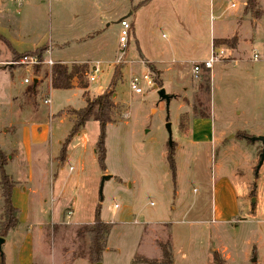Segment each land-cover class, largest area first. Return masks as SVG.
Masks as SVG:
<instances>
[{
    "label": "rangeland",
    "instance_id": "1",
    "mask_svg": "<svg viewBox=\"0 0 264 264\" xmlns=\"http://www.w3.org/2000/svg\"><path fill=\"white\" fill-rule=\"evenodd\" d=\"M142 1L0 0V148L5 157L18 156L4 167L17 184L13 203L18 222L0 235L4 239L0 264H95L86 256L73 259L72 254L87 243L75 239L76 228L93 223L96 212L102 222L111 224L100 264L159 261L158 242L169 243L172 264H214L213 252L226 264H264V161L255 175L262 144L249 141L251 136H264V63H255L253 74H244L225 62L227 78L216 73L218 64L212 82L209 71L194 78L191 60L207 56L217 22L210 17L212 0H150L139 5ZM232 1L240 2L223 3ZM129 12L135 33L130 29L129 47L117 62L119 21ZM4 37L12 44L21 42L24 48L17 47L19 51L51 42L54 48L51 44L43 48L53 49V60H90L63 64L69 67L85 64L88 70L91 61H101L96 79L87 81L90 95L100 86L106 88L115 68L121 71L111 122L105 127L104 169L94 152L99 124L93 119L69 139L68 157L62 162L56 159L59 142H64L72 126L58 113L83 107L82 89H51L47 75L30 97V91H24L31 83H23V78L37 74L45 64L34 68L15 63L37 48L15 51L13 57ZM136 45L151 63L140 61ZM152 62L166 70L163 85H154L172 96L168 105L164 101L160 105L154 85L143 86L139 94L129 87L131 75L150 73L148 65L156 71L150 73L152 80L160 78ZM46 91L50 104L43 102ZM199 111L211 117L212 126L227 118L244 130L235 132L237 128L231 127L219 138L220 146L239 138L233 154L223 155L221 161L226 171L237 164L245 176H239L235 213L230 215L229 207L225 218L215 216V221L210 197L204 204L199 200L214 177L220 152L215 156L206 147L198 152L189 142L197 132L188 125ZM236 112L239 116H234ZM35 123H39L36 133L46 137V151L34 146L30 155L23 154L21 136L34 144ZM171 152L174 175L167 160ZM104 175L110 178L103 180ZM225 200L230 206V197ZM191 202L200 211L194 208L184 214Z\"/></svg>",
    "mask_w": 264,
    "mask_h": 264
},
{
    "label": "crops",
    "instance_id": "2",
    "mask_svg": "<svg viewBox=\"0 0 264 264\" xmlns=\"http://www.w3.org/2000/svg\"><path fill=\"white\" fill-rule=\"evenodd\" d=\"M244 6H245V0H240V2L238 4L234 3V1H232L228 5H224L223 0H212L210 17L213 20H217V22L215 23L213 33L210 36L208 54L205 58H207L209 55L210 46L212 43L215 45H220V44H227L228 45L229 44L230 48L232 49L233 56L240 58L239 65H237V69L244 72V74H248V73L253 74L255 63L250 62L249 56H245V55L250 53L251 49H254V48L264 51V0H257V8L260 11V14L258 17H254L250 13H245ZM5 8L3 9V11L5 10ZM230 8H233V9L235 8V10L232 13H227L228 9H230ZM131 15H132V12H129L127 15H125L122 18H125L130 22V29L132 30V33L134 35L135 26H134V20L130 19ZM238 31H239L240 35L237 33ZM92 36L93 35H91V37ZM93 39H95V38H93ZM5 40L9 44L10 48H12L14 51H16L18 53H21L24 51H31V50H34V49L40 47V46H44L46 44H51L53 46V48L55 47L51 42L50 43L49 42H43V43H40L38 45L35 44V45H33V47L31 45L29 47H26V49H22V51H19V50H17V47L20 49L24 48V45H22L21 42L19 43V41H17V43L12 44L6 38H5ZM215 41H218V42H215ZM4 43L6 44V42H4ZM64 46L65 45H63V46L58 45L59 48H62ZM128 47H129V40H128ZM135 47H136L135 52H136L137 56L140 58V61L142 63H144V61L147 63H151V61L146 58V56L143 53V51L141 50V48L138 45H136ZM52 51H53V49L52 50L50 49V54ZM9 52L11 53L10 49H9ZM171 60H173V58ZM200 60H203V59H200ZM54 61L57 63L66 64V63H78V62L83 63V62H87L90 60L67 61V60H64L62 58H56ZM96 61H98V60H96ZM99 62L101 64V61H99ZM256 63H264V62H256ZM152 64H154L156 66L155 63L152 62ZM225 67H227V64H224V63L218 64L216 66V70H217L216 73L219 76H222L223 78H227L229 76V74L227 73L228 71L224 69ZM156 68L160 71V78L159 79L163 85L162 76L166 70H161L159 68V66H156ZM213 69L210 72L211 73L210 74L211 82L215 78V72ZM47 75L49 78L48 84L51 87V71H49V67L47 65H42L40 67V71L37 74L32 73L31 77L25 76L24 78H30L31 79V81L29 82V83H31V85H29L28 88L24 92L30 91L29 95H30V97H33L36 94L37 87H39L40 84H42L44 78ZM180 79H182V78H180ZM72 87H79L80 89H82V96L84 98V102H85L86 98H92L98 94H101L105 90L104 87L100 86L94 95H90L89 91H88V83H87L85 88L80 87L77 83L76 78H73L71 81V87L70 88H72ZM51 89H54V88L51 87ZM115 96H116V94H115ZM115 96H114V102H115ZM48 97L50 98V103H51V97H50V93L48 91H46L45 95L43 96V102H44V99L48 98ZM44 104H46V103H44ZM160 105H161V101H160ZM163 107L164 106H162L161 109H163ZM68 108H72V107H68ZM72 109H74V108H72ZM63 110H64V108L62 110H60V112L58 114L67 117L72 122V116L69 115L68 113H65ZM231 115H234V114H231ZM234 116H239V113L236 112ZM48 117H49V115H48ZM210 118H209V115L207 117H200V116L199 117H193L191 120V124L188 125V128L190 126V127H192L191 131L197 132L194 134L195 137H193L191 140H189V142L191 143V145L193 147L196 148V150L198 152L201 151L202 149H205V147L207 149L211 150L212 153L214 152L215 156H217V154L220 152V159H218V160L216 159L214 162V169H215L214 177L211 178L209 188L205 189L204 198L199 200V201L203 202V204H204V201L207 200L208 197H210L211 203H212V214L214 216L213 219L215 221L216 220L215 216L225 218V213L229 209V207H230V215H233V211L235 213L236 207H237V197H238L237 186H239L240 179H241V177H239V176H245L243 174L241 175V173H240L241 170L237 164L232 163L230 169H228V171H226L225 167L221 161V158L223 155L229 156V154H233L232 150L235 147V144L239 140V138L234 136V138L229 140L228 143L221 145V146L219 144V142H220L219 138H220V135L224 131L231 129V127L237 128V129H235L236 130L235 132H237V131L238 132L239 131L244 132V130H242L240 127H237L236 125H234L233 120L227 119V118L221 119L222 122L213 124V126H212ZM38 124L39 123H35L31 126V127H33V130H34L33 138L37 139V141L34 142L35 145L32 144V142L28 141L25 138V136L24 137L21 136V143H20L19 149H20V151H22L23 154L26 153L27 155H30L32 152V148L34 146L36 147L35 150L37 149V151L41 150V149H42V151H46L45 147L43 145L46 142L45 135L36 133V130H35V127ZM202 132H204V134H202ZM196 134L198 135V137ZM199 135H203V138L199 137ZM229 137H232L231 132H229ZM61 144H62V142H59L60 147H61ZM16 149L19 151L18 148H16ZM1 150L3 151V149H1ZM94 152H95V150H94ZM67 157L68 156L65 153V156L63 158H61L59 153H58V155L56 156V159L58 161L62 162ZM14 159H18V156L9 155L7 161L8 160H14ZM250 161H251V155L247 159V167H249ZM6 164H7V162H6ZM16 185L17 184L15 183L13 186V189H12V193H11L12 203H13V192H14V195L18 194L17 190L15 189ZM244 191H245V188H244ZM192 192H194L193 189H192ZM31 193L34 194V191L32 190ZM196 193H197V191H196ZM208 193H210V195ZM226 197H230V201H231L230 206H229L228 202L225 200ZM13 205L15 206L14 203H13ZM196 207H199V206H197L195 202L194 203L191 202V206H190V204L187 205L186 211L184 212V214L188 213V211H193L194 208L197 210ZM197 211H200V210H197ZM79 225H81V224H79Z\"/></svg>",
    "mask_w": 264,
    "mask_h": 264
},
{
    "label": "trees",
    "instance_id": "3",
    "mask_svg": "<svg viewBox=\"0 0 264 264\" xmlns=\"http://www.w3.org/2000/svg\"><path fill=\"white\" fill-rule=\"evenodd\" d=\"M149 0H143L139 5L147 3ZM245 13H250L254 17H258L260 14L257 8V0H245L244 6ZM129 40V39H128ZM6 41V40H5ZM7 42V41H6ZM218 42V41H215ZM44 46L37 48L33 53H37L41 56V53L45 48ZM13 57L17 53L10 48ZM36 67V66H35ZM150 73L156 74L154 68L148 65ZM87 66L85 64L72 65L71 67L63 65L61 63H56L51 68V87L54 89H68L71 87V81L73 78L77 79V83L80 87L85 88L87 85V80L85 77L87 75ZM121 71L115 68L112 71L110 80L105 88V90L92 98H86L85 105L79 109H72L69 115L72 116V126L64 142H62L59 155L61 158L65 156L66 145L69 139L80 131L84 124L93 119L99 124V135L95 144V154L99 166L104 169L105 160V127L106 124L111 122V112L114 107V96H115V85L117 81L121 78ZM153 82L161 85V81L158 78H154ZM198 115L200 117H207L208 114L199 111ZM245 137V135H242ZM240 137V138H242ZM249 141L252 142L249 138ZM171 150V149H170ZM8 157L4 156V152L0 148V198H1V214H0V235L3 236L8 230L16 227L18 222V208L15 207L11 200V193L15 182L13 179L5 172V165ZM167 160L169 163L170 170L174 175L175 165L172 152L167 154ZM111 229V224L102 222L97 212L95 213V218L91 224H81L75 230V239L86 240V247L83 249L79 247V250L72 254V258L87 257L90 261L96 263L101 260L103 251L107 246V237ZM160 248L161 257L159 261L147 260L143 258L144 264H172V254L170 250V245L167 242H158ZM213 262L214 264H226L225 260L217 253L213 252Z\"/></svg>",
    "mask_w": 264,
    "mask_h": 264
},
{
    "label": "built area",
    "instance_id": "4",
    "mask_svg": "<svg viewBox=\"0 0 264 264\" xmlns=\"http://www.w3.org/2000/svg\"><path fill=\"white\" fill-rule=\"evenodd\" d=\"M120 31L118 35V51L120 53L117 58V62L121 61L126 54L128 49V39L130 33V22L122 18L119 21ZM249 61L256 62H264V51L258 50L256 48L251 49L249 54ZM225 62H230L232 65H239L240 58L234 57L232 53V49L227 44L215 45L211 44L210 52L207 58L203 60H192L191 61V74L194 78H198L203 71L211 72L216 64H221ZM17 64H23L29 67H35L41 64L47 65L49 68L52 67L55 62L52 58H50V48L43 50L41 56L37 53L32 54H24L17 62ZM100 72V62L92 61L90 63V68L88 69L86 78L87 81H94L97 77V74ZM31 81L30 78H24V83H29ZM142 82V83H141ZM155 83L153 82L150 73L145 72L142 75H131L129 78V87L134 93H142L143 86L150 87ZM44 103L49 104L50 98H45ZM195 191V189L193 190ZM71 212L68 211V214Z\"/></svg>",
    "mask_w": 264,
    "mask_h": 264
},
{
    "label": "water",
    "instance_id": "5",
    "mask_svg": "<svg viewBox=\"0 0 264 264\" xmlns=\"http://www.w3.org/2000/svg\"><path fill=\"white\" fill-rule=\"evenodd\" d=\"M154 89L157 92L159 100L160 101H164L165 104L168 105L172 96L170 94H167L163 87H157L156 85H154ZM165 127H166L167 133H168V145L171 146L172 145V140H171V128H170V122L169 121H166ZM250 140L252 142L260 141L261 144H262L261 152L259 154V160H258V163H257L256 168H255V175H256L258 170H259V168H260V166L262 165V163L264 161V136H262V135H260V136H251ZM108 178H110V175H104L102 177L103 180L108 179ZM100 190H101V188H100ZM253 200H254V198L252 199V201ZM3 242H4V239L0 237V253H1V245H2ZM95 264H100V263L96 262Z\"/></svg>",
    "mask_w": 264,
    "mask_h": 264
},
{
    "label": "flooded vegetation",
    "instance_id": "6",
    "mask_svg": "<svg viewBox=\"0 0 264 264\" xmlns=\"http://www.w3.org/2000/svg\"><path fill=\"white\" fill-rule=\"evenodd\" d=\"M167 121V120H166Z\"/></svg>",
    "mask_w": 264,
    "mask_h": 264
}]
</instances>
